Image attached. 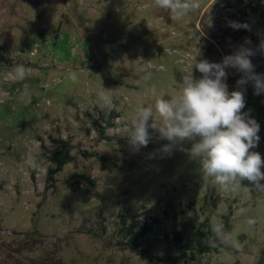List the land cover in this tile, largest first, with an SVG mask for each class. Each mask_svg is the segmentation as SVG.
<instances>
[{"label":"rangeland","instance_id":"obj_1","mask_svg":"<svg viewBox=\"0 0 264 264\" xmlns=\"http://www.w3.org/2000/svg\"><path fill=\"white\" fill-rule=\"evenodd\" d=\"M153 2L0 0V264H264V192L205 179L194 155H154L168 142L152 129L133 154L124 132L141 107L182 89L196 56L220 62L245 38L258 45L264 28L228 22L251 28L264 19V0H200L180 19L150 10ZM252 62L264 73V55ZM227 71L229 91L238 90L241 74ZM246 87L243 111L260 125L251 151L264 159V94ZM58 140L71 145L72 161L49 180ZM193 212L213 233L205 252L176 263L196 237L183 226Z\"/></svg>","mask_w":264,"mask_h":264},{"label":"clouds","instance_id":"obj_2","mask_svg":"<svg viewBox=\"0 0 264 264\" xmlns=\"http://www.w3.org/2000/svg\"><path fill=\"white\" fill-rule=\"evenodd\" d=\"M155 4L169 10L175 19L201 7L200 0H155ZM228 26L234 30H251L248 24L236 21L228 22ZM257 54L264 55V39L253 47L252 41L245 38L220 62L203 58L197 60L196 56L192 71L182 75V89L170 99H156L153 106L141 107L132 126L124 130L130 151L139 154L141 149L146 148L153 140L149 131L152 129L158 132L161 140L168 142L155 149L154 155L167 158L175 151L194 155L199 158L205 179L212 178L226 190L229 185L235 190L246 180L251 190L264 192V183H261L264 181V172L261 171L264 159L259 152L251 151L258 147L260 125L250 111H243L247 85L251 84L254 95L264 94V73L256 72V65L252 62V57ZM193 68L201 74L199 78L194 76ZM228 69H235L241 74L236 80L238 90L230 92L228 89ZM24 76L25 69L18 66L15 77L23 79ZM70 78L74 81L76 75L70 73ZM151 93L155 96V87ZM154 113L159 114L162 124L156 122ZM186 143L190 147H185ZM27 163L35 167L32 160ZM248 223L255 224V220L249 219ZM221 230L222 225H213L214 232ZM223 242L229 241L225 239ZM208 244L216 246L212 240ZM232 246L239 248L236 243Z\"/></svg>","mask_w":264,"mask_h":264},{"label":"trees","instance_id":"obj_3","mask_svg":"<svg viewBox=\"0 0 264 264\" xmlns=\"http://www.w3.org/2000/svg\"><path fill=\"white\" fill-rule=\"evenodd\" d=\"M261 28H264V19L261 21H256L251 25L250 31H258ZM58 148L51 152L50 162L55 165V168L49 171V180L53 178L55 174H58L63 171L64 167L71 163V145L64 140H58L56 142ZM147 148V147H146ZM176 227L179 226L178 222L175 224ZM183 226L185 228H190L196 232L195 238H188L185 244L181 245L182 253L175 257L174 262L178 263L182 259L186 258V253L193 252L199 249L200 252H205L207 250V244L205 239L208 235H212V226L209 220L205 222L200 221L199 214L197 212H193V214L184 221ZM181 234L178 232L176 235V240L180 242L183 238L180 236ZM218 245H221L219 240H216Z\"/></svg>","mask_w":264,"mask_h":264},{"label":"flooded vegetation","instance_id":"obj_4","mask_svg":"<svg viewBox=\"0 0 264 264\" xmlns=\"http://www.w3.org/2000/svg\"><path fill=\"white\" fill-rule=\"evenodd\" d=\"M152 2V0H149V4ZM136 4V3H135ZM137 5V4H136ZM152 6H151V9L150 10H152L153 8H154V11H155V8H156V4H155V2H153L152 4H151ZM159 9H157L158 11H163L162 10V8H160V7H158ZM165 10H167V9H165Z\"/></svg>","mask_w":264,"mask_h":264}]
</instances>
